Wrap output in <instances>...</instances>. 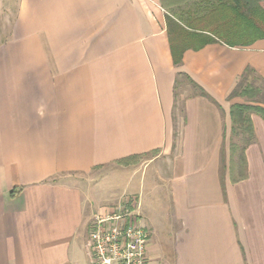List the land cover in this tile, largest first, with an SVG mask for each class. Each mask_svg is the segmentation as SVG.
I'll return each mask as SVG.
<instances>
[{"label": "crops", "instance_id": "0c3cea01", "mask_svg": "<svg viewBox=\"0 0 264 264\" xmlns=\"http://www.w3.org/2000/svg\"><path fill=\"white\" fill-rule=\"evenodd\" d=\"M0 13V264H92L90 226L120 207L97 192L107 167L154 152L121 175L148 264H264V119L250 138L231 117L257 105L231 94L245 74L264 84V39L176 66L160 0H0ZM247 141L242 173L232 148Z\"/></svg>", "mask_w": 264, "mask_h": 264}, {"label": "trees", "instance_id": "16d2710c", "mask_svg": "<svg viewBox=\"0 0 264 264\" xmlns=\"http://www.w3.org/2000/svg\"><path fill=\"white\" fill-rule=\"evenodd\" d=\"M194 4L180 17L166 15L167 33L171 53L176 66H180L184 54L189 50L199 51L212 43H223L232 48L250 47L256 41L264 39V0H191ZM163 8L169 7L160 0ZM183 14H186L185 16ZM248 74H245V77ZM244 77V78H245ZM243 78V79H244ZM259 91L242 81L231 94L234 97L249 98ZM252 95V96H253ZM257 113L264 119V107L236 104L232 106L231 117L234 132H242L252 138L251 115ZM250 141L238 149L239 167H246L245 149ZM130 159H124L120 163ZM238 165V163H237Z\"/></svg>", "mask_w": 264, "mask_h": 264}, {"label": "built area", "instance_id": "2783aa9c", "mask_svg": "<svg viewBox=\"0 0 264 264\" xmlns=\"http://www.w3.org/2000/svg\"><path fill=\"white\" fill-rule=\"evenodd\" d=\"M150 239L128 203L107 215H97L89 232L92 264H148Z\"/></svg>", "mask_w": 264, "mask_h": 264}, {"label": "rangeland", "instance_id": "374dc122", "mask_svg": "<svg viewBox=\"0 0 264 264\" xmlns=\"http://www.w3.org/2000/svg\"><path fill=\"white\" fill-rule=\"evenodd\" d=\"M165 2L168 3L169 5V7L166 8V11L169 14H172V15L174 14L176 17H180L182 13H186L190 8H192L191 6L194 4V2H191V0H165ZM261 5L264 8V2H262ZM186 14H183V15L185 16ZM6 25H7L6 14L4 15L0 13V40L1 41L7 38L8 31L4 29ZM242 83H243V88L246 87L247 85H250L254 89L259 91L255 96L251 94L249 98L241 97L244 99L243 102L257 104V106L258 105L264 106V84L258 80L257 76L253 74H248L242 80ZM177 89L180 91V93L184 92L185 95L187 94L186 92L190 91V89L193 92L192 88L188 85L187 81L184 80L183 78L179 79ZM178 114L179 113H177V115ZM240 148L241 147H239L238 149ZM238 151H236L235 154H236L237 163L239 166V162H238L239 152ZM154 156H156V152L150 155H146V156L135 157L133 159L127 160L126 162L118 163L117 165H112V166L107 167L105 176H108L109 179L105 180V182L102 183L100 190L97 191L100 197L105 196V198H108L109 194L111 197H114V195H116L117 200H112L110 203V206H116V207L123 206L124 205L123 202L127 201V199L131 196L121 195L122 189L124 188V185H125L124 184L125 175L123 177H121V175L125 174L126 172H129L130 170L133 171L134 168H137V169L143 168L145 164L148 163L150 158ZM120 166L123 168H121ZM126 168H129L130 170L126 171L125 170Z\"/></svg>", "mask_w": 264, "mask_h": 264}]
</instances>
